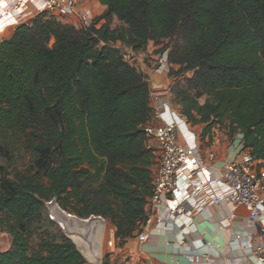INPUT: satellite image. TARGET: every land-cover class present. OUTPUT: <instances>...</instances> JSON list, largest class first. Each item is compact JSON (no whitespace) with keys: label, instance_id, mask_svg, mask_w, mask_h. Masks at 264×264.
Instances as JSON below:
<instances>
[{"label":"trees","instance_id":"1","mask_svg":"<svg viewBox=\"0 0 264 264\" xmlns=\"http://www.w3.org/2000/svg\"><path fill=\"white\" fill-rule=\"evenodd\" d=\"M98 1V28L44 13L0 42V232L11 241L0 264H86L46 218L51 200L109 221L121 241L142 232L152 108L132 60L149 42L169 50V76L191 74L169 89L174 109L204 137L224 125L240 133L264 168V0Z\"/></svg>","mask_w":264,"mask_h":264},{"label":"built area","instance_id":"2","mask_svg":"<svg viewBox=\"0 0 264 264\" xmlns=\"http://www.w3.org/2000/svg\"><path fill=\"white\" fill-rule=\"evenodd\" d=\"M34 1L38 5L32 10L30 4ZM44 13L59 23L77 25V29L100 26L99 22L95 23L96 16L90 5L80 0H9L0 10V37L8 24L31 21ZM168 51L166 49L160 54L158 67H171ZM123 57L128 60L130 54L125 53ZM184 76H179V80ZM152 118L160 124L145 125L143 133L146 142L154 144L159 160L157 171L152 175L145 225L151 222L152 215L161 213L162 218L157 219V223L162 229H166L167 225H175L184 235L192 230L194 217L210 207L229 205L233 210L241 207L247 211L249 222L257 232L245 238L237 234L232 244L251 257L253 264H264V168L261 161L251 155L243 142V136L236 134L232 140L231 148L236 157L226 162L218 174H214L203 161L198 135L169 100L159 96L154 99ZM214 158L213 153L208 155L210 161ZM50 202L56 203L54 200L47 203ZM234 218L232 211L228 223ZM137 238L139 243H144L148 235L142 231ZM92 258L85 257V260L89 264H97L99 258Z\"/></svg>","mask_w":264,"mask_h":264},{"label":"crops","instance_id":"3","mask_svg":"<svg viewBox=\"0 0 264 264\" xmlns=\"http://www.w3.org/2000/svg\"><path fill=\"white\" fill-rule=\"evenodd\" d=\"M8 1L0 0V10L5 7ZM36 4L38 5L37 1L32 2L30 8L35 10ZM83 4L90 5L96 18L106 10V7L102 6L98 0L97 3L85 1ZM29 22L5 26L0 42L9 38L17 26ZM163 46L164 44L154 45L149 42L146 49L135 54L133 58L136 67L145 75L149 85L152 109L157 96L170 100V87L176 82H180L178 77L169 76V68L156 65L161 54L159 51ZM174 69L176 70V68ZM185 76L188 78L191 75L185 74ZM148 124L157 126L160 123L152 118ZM193 127H199L198 130L202 135L201 126ZM194 132L198 135L197 142L203 161L211 167L214 174H218L226 162L236 157L231 148L233 139L225 144L222 137L215 136L217 133L215 127L210 136L202 135V139L209 140L206 147L199 143L200 135L196 131ZM150 143L151 141H148L146 145L149 147ZM210 153H213L215 157L212 161L208 159ZM146 211L149 213L148 207H146ZM232 211H234L235 218L228 223ZM161 218V213L152 215L151 222L143 226L142 231L148 235L146 242L139 243L138 236H136L122 244V252L129 256L134 264H253L251 257L249 258L239 247L232 244V239L237 234L245 238L249 235L253 236L257 232V229L250 224L248 213L244 208L239 207L233 210V207L229 205L210 207L194 217L192 230L184 235L180 234L179 228L175 225H167L166 229H162L157 223V219L161 220ZM81 223L83 224V221Z\"/></svg>","mask_w":264,"mask_h":264},{"label":"rangeland","instance_id":"4","mask_svg":"<svg viewBox=\"0 0 264 264\" xmlns=\"http://www.w3.org/2000/svg\"><path fill=\"white\" fill-rule=\"evenodd\" d=\"M80 1L81 3L85 1L87 2L91 1V2L97 3V0H80ZM99 23H100L99 25L101 26L104 24V21L100 20ZM63 25H67V24L63 23ZM111 25H112V28H116L119 26L118 22L115 19H113V21L111 22ZM71 26L78 28L77 25L76 26L71 25ZM132 63H135V62L132 60ZM177 69L178 68H176V70ZM189 75L191 74L189 73ZM185 78L186 76H184V78H182L180 82L184 81ZM203 102H204V99H201L200 103L202 104ZM215 128L217 130V133L215 134V136L218 135L220 138L222 137L221 139L224 141L225 144L230 142L231 139H233L236 136V134H239V133H236L232 137H230L229 130L226 125L215 127ZM191 129H193L200 135L199 143H201L202 145L206 147L207 144L209 143V140L207 138L202 139L201 131L199 132L198 130L199 127H191ZM149 147L152 150V153L154 156V165L152 167V171L154 175L157 171L159 155L153 143H150ZM27 161L28 159L26 158L24 161H19L18 163L20 165L21 163L23 164V163H26ZM1 165L6 167L9 172H12V169L14 168V166L18 164L14 165V164H9L6 161H2ZM19 165H18V168L20 169L21 167ZM45 207H46V212H45L46 218L50 221H52L51 219L56 220L52 222L66 237H68L74 243L77 250L82 254L84 258L86 257L87 259V257H89V259L92 260L93 259L92 257L94 258L98 257L99 259H98L97 264H134L133 261H131L130 257L122 252L121 248H122V244L124 243V241H121L115 237L114 228L110 224L109 221L102 219L101 217H90L89 219H87V221L92 220L96 223H99V222L103 223L102 232H100V230H89L90 229L89 228L88 230L75 231L73 233V232L67 231L65 224L60 223V221H58L54 216H52L53 208L58 207L56 203L54 202L46 203ZM50 209H51V213L49 212ZM61 212L63 213L64 216L70 215V214L65 213L62 210ZM76 220L84 221L83 219H79L77 217L75 218L74 221ZM79 225H83V224L81 223ZM67 226H69V224H67ZM68 228L70 230L73 227L69 226ZM36 241L37 240L34 239L33 243H36ZM10 243H11L10 238L6 234L0 232V253L6 251L9 248ZM86 264H89L87 260H86Z\"/></svg>","mask_w":264,"mask_h":264},{"label":"bare ground","instance_id":"5","mask_svg":"<svg viewBox=\"0 0 264 264\" xmlns=\"http://www.w3.org/2000/svg\"><path fill=\"white\" fill-rule=\"evenodd\" d=\"M52 216H54L58 221H60V223H63L65 224L66 228H67V231H70V232H75V231H83V230H100V232H102V229H103V223H96L92 220H84L83 221V225H79L78 223H81L82 221H74L75 218L73 217H69L68 215L67 216H64L63 213L61 212V210L57 207V208H53L52 210ZM67 224H69V226L73 227L69 230V226H67ZM78 229V230H77ZM98 234V233H97ZM99 235V234H98Z\"/></svg>","mask_w":264,"mask_h":264},{"label":"water","instance_id":"6","mask_svg":"<svg viewBox=\"0 0 264 264\" xmlns=\"http://www.w3.org/2000/svg\"><path fill=\"white\" fill-rule=\"evenodd\" d=\"M69 217H73V218H76V217H74V216H71V215H68Z\"/></svg>","mask_w":264,"mask_h":264}]
</instances>
